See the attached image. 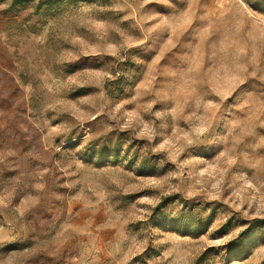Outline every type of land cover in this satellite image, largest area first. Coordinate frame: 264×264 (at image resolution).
Returning a JSON list of instances; mask_svg holds the SVG:
<instances>
[{"label":"rangeland","instance_id":"1","mask_svg":"<svg viewBox=\"0 0 264 264\" xmlns=\"http://www.w3.org/2000/svg\"><path fill=\"white\" fill-rule=\"evenodd\" d=\"M0 264H264V0H0Z\"/></svg>","mask_w":264,"mask_h":264}]
</instances>
